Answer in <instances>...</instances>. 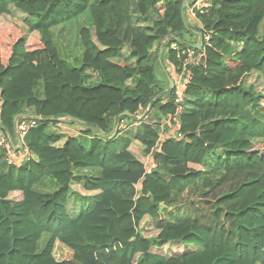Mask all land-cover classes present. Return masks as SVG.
<instances>
[{"label": "trees", "instance_id": "obj_1", "mask_svg": "<svg viewBox=\"0 0 264 264\" xmlns=\"http://www.w3.org/2000/svg\"><path fill=\"white\" fill-rule=\"evenodd\" d=\"M183 1L0 0V129L14 141L15 115H28L17 125L34 122L28 160L7 165L0 150V264H264V93L246 83L264 79V0H210L194 22L191 1L187 27ZM83 16L81 66L71 67L53 30ZM192 31L210 36L203 65L189 67L178 122H165L176 110L165 61L174 74L179 66L169 46L195 44L185 39ZM122 49L129 56L115 62ZM61 120L80 133H49ZM127 123L138 130L123 134ZM133 141L154 168L133 155ZM48 178L58 188L38 192ZM74 184L90 195L71 217ZM145 217L153 239L139 231ZM167 244L185 250L151 252ZM57 245L69 259H55Z\"/></svg>", "mask_w": 264, "mask_h": 264}, {"label": "rangeland", "instance_id": "obj_2", "mask_svg": "<svg viewBox=\"0 0 264 264\" xmlns=\"http://www.w3.org/2000/svg\"><path fill=\"white\" fill-rule=\"evenodd\" d=\"M212 4V3H211ZM10 10L12 12L14 21L22 28L23 32H27V26L24 24L23 20L25 18V15L20 13L19 11H17L15 8H13V6L10 7ZM188 15H190L188 18L187 16V9L185 12V17L186 19L194 22V16L191 15V13L188 10ZM141 25H144L143 27H145V25L150 24V22L145 21V23H140ZM90 26V22L87 19L86 16L81 17L79 20L77 21H72V23H67L66 25H62L59 26L58 28L53 30V35H54V40L56 42L57 45V49L58 52L61 56V58L69 65V66H73V67H79L81 66V47L80 44L78 42V33L79 30L81 28L84 27H89ZM260 33H264V21L262 22V25L260 27ZM186 41L189 42H193L196 41L197 38L196 36H191V35H186L185 36ZM126 54L123 53V55H121V57L123 58ZM166 57V52L164 53V58ZM131 61L129 60V63ZM165 63L167 64V70L169 73H172L173 77H175L174 72H172V68L170 65H168V62L165 61ZM156 73L158 74L157 76L160 77V71H156ZM93 79H95L96 77L93 75L92 76ZM173 80V79H172ZM247 84H253L255 86V89L259 92L264 93V79L261 77H257V75L252 74L251 76H249L247 78ZM130 86L132 85V82L128 83ZM63 125V124H62ZM126 127H129V123L126 124ZM259 142V140H254ZM131 152L133 153V155L138 158L140 161H142L143 163H145V165L147 166L146 163H149L150 160V156L148 155H144L142 153V151L138 148V146L136 148H132ZM48 180L52 181V186L51 189L49 191V188L47 189H41V187L39 188V190H42L44 192H53L54 190H56L58 188V185L55 183V181H53L51 178H48ZM75 190V191H74ZM72 191L73 192H79L81 194H89L84 192L80 186H78L77 184H74L72 186ZM18 197L20 198L21 196L19 194H17ZM193 196L191 195H186L184 196V198L182 199L179 207H181V213L183 214L182 211V206L181 204L190 201ZM12 199H15L11 196ZM93 202V201H92ZM90 204V203H88ZM74 205H75V198L73 195L70 196L69 198V203H68V210L70 212V214H74L75 213V209H74ZM87 207V206H86ZM139 231L141 232V234L146 237V238H150L153 239L157 236L158 230H156V228L153 226L150 218L145 217L143 219V221L141 222L140 226H139ZM184 246H178L177 244H167L165 246H163L161 249H158L156 247H152L151 252L156 254V255H160L166 258H169L171 256L177 255L181 252H183ZM71 256V252L62 247V246H56L54 249V257L57 261H62L65 259H69Z\"/></svg>", "mask_w": 264, "mask_h": 264}, {"label": "built area", "instance_id": "obj_3", "mask_svg": "<svg viewBox=\"0 0 264 264\" xmlns=\"http://www.w3.org/2000/svg\"><path fill=\"white\" fill-rule=\"evenodd\" d=\"M211 3L210 0H193L190 7H188L189 12L192 16L196 14L204 13L209 7ZM210 36L206 35L202 37L203 41L208 42ZM169 50L175 55V58L179 62V66L177 71L175 72L174 77V102L176 106L175 113L171 115L167 121L178 122L179 116L183 113V103L185 100V91L187 90V86L191 81V75L189 74V67L191 66H202L204 53L200 50H196L192 46H182L180 47L177 43H171L169 46ZM34 125V122L31 121H22L20 124L16 126L15 133L20 138L23 143V138L27 132V130ZM178 126V125H177ZM162 130V127H161ZM178 138L181 137L180 134L177 133ZM0 150L4 154L5 161L7 165H21L25 160L29 158V152L24 148L15 152L10 145L9 139L4 131L0 129ZM149 163H147L148 165ZM152 168L155 167L153 163L150 164Z\"/></svg>", "mask_w": 264, "mask_h": 264}, {"label": "crops", "instance_id": "obj_4", "mask_svg": "<svg viewBox=\"0 0 264 264\" xmlns=\"http://www.w3.org/2000/svg\"><path fill=\"white\" fill-rule=\"evenodd\" d=\"M191 17V16H190ZM137 25L138 26H141V24L140 23H137ZM198 38V37H197ZM199 39H197V41H198ZM197 43V42H196ZM123 53H125L126 55L122 58V57H119L117 60H115V62H119L121 59H126L128 56H129V51L127 50V49H122L121 50V55H123ZM131 62V64L133 63V60H130ZM129 62V61H128ZM27 112L29 113V114H32L31 112H32V110H30V109H28L27 110ZM63 124V125H62ZM138 128H139V125L138 124H136V123H130L129 124V127L127 128V129H125V131H124V133L123 134H128V133H130V134H133L134 132H136L137 130H138ZM80 129H82L79 125H68V124H66L65 122H64V120H61L58 124H56V125H54V126H52V127H50L49 128V133H52V134H54V133H59V134H63V135H68V134H71V136H74V135H77L78 133H80ZM17 136V135H16ZM14 143H15V145H16V139H14ZM59 145L61 146L62 145V142L61 143H59ZM138 146V148L142 151L143 150V148H142V146L137 142V141H133L132 142V144H131V146H130V151H131V149L132 148H136ZM24 148H25V145H24ZM152 162H151V160H149V165L151 164ZM147 164V163H146ZM91 171H86V170H84V171H76L75 172V174H77V176H82V175H85V174H87V173H90ZM52 181L51 180H48V179H46V180H44L41 184H39V185H37L36 187H35V189L38 191V192H40V193H48L49 191H50V189H51V186H52ZM41 187V189L43 188V189H47V188H49V191H47V192H44V191H42V190H39V188ZM76 193V192H75ZM74 192H72L71 191V195H73L74 196V198H75V205H74V209H75V213L74 214H70L71 215V217H74V216H76L77 215V213H78V211H79V209H80V207H81V205H82V200H81V197L82 196H85V195H90V194H81V193H78V194H80V195H77V194H75ZM70 195V196H71ZM85 203H90V201H88V202H85ZM69 211V210H68ZM70 213V212H69Z\"/></svg>", "mask_w": 264, "mask_h": 264}, {"label": "water", "instance_id": "obj_5", "mask_svg": "<svg viewBox=\"0 0 264 264\" xmlns=\"http://www.w3.org/2000/svg\"><path fill=\"white\" fill-rule=\"evenodd\" d=\"M191 1H193V0H184L182 2L181 17H182V21H183V24H184L185 27H187V24H186L185 17H184V7L187 6ZM192 32L198 37L199 40L197 41V43L191 44V46L193 48H195L196 50H201V48L203 46V40H202L203 35L200 32H196V31H192ZM162 52H163V43L161 44L160 50H159V53H158V60L159 61L161 60ZM166 77H167V80H168V90L171 91V90H173L174 82L168 75ZM121 116H130V115H129L128 112H124V113H122L120 115V117ZM144 116H145V113H143L138 119L141 120ZM21 118H28V115L27 114H17V115H15L13 117V124H14L15 129H16V126H17L18 119H21ZM117 132H118V126L116 125V127L114 128L113 133L109 137V140H112L117 135ZM6 135H7L8 139H9L11 147L13 148V150L15 152L23 149V143L21 142V140H20V138L18 136L15 137V139H16V145H15V143L12 140L10 134L8 132H6Z\"/></svg>", "mask_w": 264, "mask_h": 264}, {"label": "bare ground", "instance_id": "obj_6", "mask_svg": "<svg viewBox=\"0 0 264 264\" xmlns=\"http://www.w3.org/2000/svg\"><path fill=\"white\" fill-rule=\"evenodd\" d=\"M210 3H211V1H210ZM211 8V5H210V7L204 12V13H207L208 12V10ZM204 13H202V14H204ZM192 15V14H191ZM193 18H195V16L193 17ZM203 47V46H202ZM121 117H123V116H121ZM121 117H119V118H121ZM139 118V117H138ZM139 120V119H138ZM117 126H118V124H117ZM116 127V126H115Z\"/></svg>", "mask_w": 264, "mask_h": 264}]
</instances>
